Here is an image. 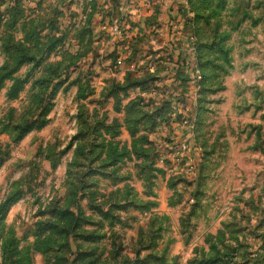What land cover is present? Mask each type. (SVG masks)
<instances>
[{"label":"rangeland","instance_id":"374dc122","mask_svg":"<svg viewBox=\"0 0 264 264\" xmlns=\"http://www.w3.org/2000/svg\"><path fill=\"white\" fill-rule=\"evenodd\" d=\"M6 1L0 36L32 59L13 76L24 83L16 100L11 80L0 90V264L55 263L63 235L36 236L64 224L80 181L75 200L90 219L68 232L66 264H116L107 211L127 264H245L260 250L264 0H20L7 31ZM122 24L125 41L108 32ZM14 53L0 43V68ZM52 89L46 125L14 142L8 111Z\"/></svg>","mask_w":264,"mask_h":264},{"label":"trees","instance_id":"16d2710c","mask_svg":"<svg viewBox=\"0 0 264 264\" xmlns=\"http://www.w3.org/2000/svg\"><path fill=\"white\" fill-rule=\"evenodd\" d=\"M4 7V10L9 14L8 20L4 22V25L6 26L7 30H12L13 27L18 23L19 18H21V15L23 13L21 6H20V0H7L6 2H3L1 4V8ZM0 20H1V12H0ZM1 22V21H0ZM0 43L2 44L4 48V53L6 57L9 59V55L11 54V51H14V60L11 63L4 62V64L0 68V90L2 89V86L5 81H12V85L7 91V99L9 101H14L18 98L21 90L23 89V81L16 80L13 78L14 74L19 70V68L29 63L32 59V57L29 54V51L23 46V42H14L13 37L11 34H8L7 32H4L2 36H0ZM12 45L10 48L9 46ZM40 90L42 93H45L48 88V82H42ZM56 92V89H52L51 92L47 96H42L41 99L36 98L37 102H34L33 105L26 106L20 112L17 114L15 110L10 109L7 114V122L11 125V132L13 135L14 142L21 141L31 130L33 129H41L43 128L46 123V117L49 112V110L52 108V101L54 94ZM45 95V94H44ZM7 129V127L5 128ZM55 168V164L51 165V169L53 170ZM81 181L77 185L69 184L68 186V205L64 208V210L58 214L59 218H65L64 224H61L58 226V224H52L48 223L44 229H39L36 237L44 236L45 234L53 235L52 233H55L57 235H63V240L59 242L58 244H53L51 247L52 252L57 255L55 257V263L54 264H66V256H64L66 253H68V243H67V237L68 232H74L76 233L81 227H82V220H88L90 219L87 217L86 219H83L81 216V209L79 207L78 202H76L75 197L77 195L76 191H78L79 187H81ZM127 188V187H125ZM66 201V200H65ZM142 206H140L141 209L147 208V206L152 205L151 202H139ZM70 204H73L75 208V213L70 210ZM102 217L107 218L106 220L109 221L108 224V240L110 241V248L108 251L109 257L114 260L116 264H127L129 261L127 258L123 257L121 255V249L116 248V242L119 240V236L117 235V232L115 231V226L120 225V221L117 220L114 217H111L110 212L107 211V213H101ZM128 225L122 226V228H127ZM87 231V230H84ZM83 235H85L84 240H91L92 237L97 235L96 231L91 232H83ZM103 237V236H102ZM100 238V237H99ZM51 248H49L50 250ZM260 249L264 250V241L262 242V245ZM71 250V249H70ZM79 255H82V252L79 249V246H75V257H80ZM251 256H247L243 261V263L248 264H264V257H260L259 259H253ZM85 257H89L85 256ZM249 257L251 259L249 260ZM74 259L72 261L75 262ZM106 259H103L100 264H106ZM71 263V264H72ZM153 263L156 264H162V259L156 260L154 258ZM97 264V263H96Z\"/></svg>","mask_w":264,"mask_h":264},{"label":"crops","instance_id":"0c3cea01","mask_svg":"<svg viewBox=\"0 0 264 264\" xmlns=\"http://www.w3.org/2000/svg\"><path fill=\"white\" fill-rule=\"evenodd\" d=\"M107 2L108 3V5L107 6H110V3H112V1L111 0H103V2ZM128 2H130V0H128ZM125 3H127V1L125 2ZM118 28H119V30H118ZM118 30V31H117ZM108 32H114V35L113 36H116L115 34H120L122 37H123V40L125 41V40H127L129 37H131V35H132V30L131 29H129V27H127V26H124L123 24L122 25H119V27H116V26H113V27H111V28H109V30H108ZM128 41L126 42V44H127V46H128ZM120 49V51L121 52H124V53H126L128 50H129V48L128 47H126L125 45H123L121 48H119ZM263 242V241H262ZM262 242H261V244H262ZM245 261V260H244ZM246 264H248V263H246Z\"/></svg>","mask_w":264,"mask_h":264},{"label":"built area","instance_id":"2783aa9c","mask_svg":"<svg viewBox=\"0 0 264 264\" xmlns=\"http://www.w3.org/2000/svg\"><path fill=\"white\" fill-rule=\"evenodd\" d=\"M119 64L121 63V62H118ZM260 257H264V250L263 249H260V250H258L256 253H253V255H252V258L253 259H259Z\"/></svg>","mask_w":264,"mask_h":264}]
</instances>
